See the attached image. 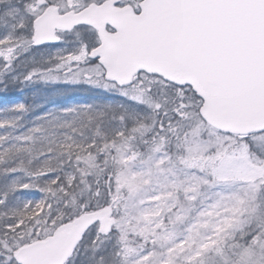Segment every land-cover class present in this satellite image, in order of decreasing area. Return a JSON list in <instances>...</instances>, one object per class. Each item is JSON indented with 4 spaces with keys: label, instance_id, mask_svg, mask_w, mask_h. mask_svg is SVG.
Here are the masks:
<instances>
[{
    "label": "snow or ice",
    "instance_id": "1",
    "mask_svg": "<svg viewBox=\"0 0 264 264\" xmlns=\"http://www.w3.org/2000/svg\"><path fill=\"white\" fill-rule=\"evenodd\" d=\"M103 9L127 15L105 20L100 28L90 14ZM72 32L78 38L69 41ZM121 49L136 61L127 74L116 58ZM81 87L118 95L132 109L162 116L161 132L165 122L173 126V117L205 119L206 106L249 91L264 106V0H0V264H76L86 235L96 252L110 233L98 215L99 195L93 205L91 190L87 200L80 192L88 187L80 167L88 161L81 155L96 145L75 140L86 127H77L76 117L80 108L92 106L55 102ZM40 91L47 93L48 106L30 105L29 97ZM36 108L44 111L35 114ZM65 116L72 118L62 120ZM116 118L126 120L123 114ZM234 138L264 158L255 144L264 140V126ZM225 157H216V168L224 167ZM185 191L194 202L196 195ZM199 227L208 228L209 222ZM193 229L196 220L187 231ZM211 231L205 241H212L218 226ZM168 237L177 239L172 231ZM233 240L227 251L217 249V264H252V252L264 248L259 206ZM137 255L147 259L151 253L144 249ZM161 264L174 262L161 258ZM185 264H194L193 257Z\"/></svg>",
    "mask_w": 264,
    "mask_h": 264
},
{
    "label": "rangeland",
    "instance_id": "2",
    "mask_svg": "<svg viewBox=\"0 0 264 264\" xmlns=\"http://www.w3.org/2000/svg\"><path fill=\"white\" fill-rule=\"evenodd\" d=\"M77 38L76 33L66 39ZM152 117L153 125H146L144 120L145 125L133 129L139 139L131 134L120 150L128 143L142 141L143 136L152 138L158 127L154 112ZM193 121L186 118L181 127H172L165 135L163 131L151 149L150 144L143 142L141 156L129 151L115 155L116 181L112 194L117 201L113 210L115 229L103 243L97 244L96 252L89 234L79 248L76 264H161V258L165 262L185 264L190 256L194 264H217V249L227 251L235 244L233 236L252 222L258 206L260 215H264V181L260 179L264 176V162H261L264 158L257 161L255 152H249L246 145H238L230 138L211 133L203 139L196 134L199 129L194 125L185 133L188 140L183 148V142L176 139ZM195 135L200 137V142ZM255 144L264 150L261 141L256 140ZM233 146L240 149L230 151ZM209 148L214 149L211 155ZM225 154L224 167L216 168V157ZM185 190L187 195H196L194 202L185 198ZM193 220L197 221V229L189 233L187 229ZM205 220L209 227H199ZM217 226L219 231L212 241H205L203 237L212 235V227ZM169 231L177 237L174 243L169 240ZM183 237L189 239L180 245L179 239ZM144 249L151 253L147 259L137 255ZM252 264H264V248L258 246V251L252 252Z\"/></svg>",
    "mask_w": 264,
    "mask_h": 264
},
{
    "label": "trees",
    "instance_id": "3",
    "mask_svg": "<svg viewBox=\"0 0 264 264\" xmlns=\"http://www.w3.org/2000/svg\"><path fill=\"white\" fill-rule=\"evenodd\" d=\"M71 100H75L77 104H90L92 106L90 109L80 108L76 117L77 127L82 123L85 124L86 127L75 135V140L83 144L95 141L96 145L91 153L84 152L81 155L82 161L85 159L88 161V163L80 164V167L85 169L86 181L88 184L87 188L83 187V185L81 186V195L87 200L89 199V190H91L90 202L93 205L98 202L97 195H99L101 206L110 205L115 207L117 201L112 195L115 190L116 181L114 157L119 153L120 146L131 134H133L137 140L139 139V134L133 130L134 124L129 118L132 108L128 107L127 103H124L123 100H117L114 94L109 95L84 87L70 89L66 93H63L60 98L56 99L55 102L57 104H64ZM46 101L47 93L40 91L34 97H29L28 102L30 105L44 104L48 106L50 101H48V103H46ZM42 111H44L43 108H36L35 114H39ZM101 113L103 115H100ZM121 114L126 116V120L123 122L116 118ZM146 115H148V112ZM149 115L147 116L146 125L152 126L155 118L152 117V112H149ZM145 117L146 116H144V118ZM71 118L72 117L67 116L61 117L62 120ZM191 118L194 119L193 123L190 126L184 127L182 133H185L192 125H198L197 117L193 115ZM160 119H163V117L161 116L159 119H156L158 127L154 130L155 134L151 135V141H157L159 136L160 138L162 137L163 132L159 130ZM185 120L186 118L176 120V118L173 117L172 127H181ZM143 125H145V123H140V126ZM169 130L170 128L167 122H165L164 135L168 133ZM60 131L63 132L65 130L61 129ZM118 132L123 133V135H117ZM68 133L71 134V130H68ZM126 147L138 154L142 153L144 150L143 141L128 143ZM123 149L121 151H123ZM254 158H256L257 161H261L262 159V157L257 155H255ZM261 162H264V160Z\"/></svg>",
    "mask_w": 264,
    "mask_h": 264
},
{
    "label": "water",
    "instance_id": "4",
    "mask_svg": "<svg viewBox=\"0 0 264 264\" xmlns=\"http://www.w3.org/2000/svg\"><path fill=\"white\" fill-rule=\"evenodd\" d=\"M98 18L105 20H123L127 13L110 12L97 14ZM92 13L90 14V19ZM92 21V20H91ZM104 21H92L98 27L102 28ZM117 61L120 65L121 72L127 74L132 70L135 64L134 54L129 50H119L116 53ZM207 124L215 129L235 133L244 134L248 129L264 126V106L261 105L258 97L254 92L249 91L244 96L236 99H220L214 105L206 106L203 110ZM111 210L108 207L98 211V215L103 224L110 228V232L114 225L111 219ZM78 231V229L76 230ZM67 240L63 246L57 249V258H63L67 248Z\"/></svg>",
    "mask_w": 264,
    "mask_h": 264
},
{
    "label": "flooded vegetation",
    "instance_id": "5",
    "mask_svg": "<svg viewBox=\"0 0 264 264\" xmlns=\"http://www.w3.org/2000/svg\"><path fill=\"white\" fill-rule=\"evenodd\" d=\"M68 36H70V34H68V35L66 36V38H68Z\"/></svg>",
    "mask_w": 264,
    "mask_h": 264
}]
</instances>
